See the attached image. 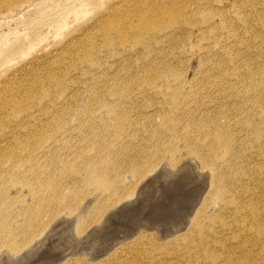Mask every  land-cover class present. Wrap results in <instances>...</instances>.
<instances>
[{"label":"bare ground","instance_id":"1","mask_svg":"<svg viewBox=\"0 0 264 264\" xmlns=\"http://www.w3.org/2000/svg\"><path fill=\"white\" fill-rule=\"evenodd\" d=\"M12 1L0 0V9H9ZM257 4L263 8L243 21L252 22V35L264 40V22L256 19L264 4L255 0L256 10ZM172 22L167 10L142 17L147 30ZM232 38L247 59L230 55L219 63L224 61L231 70L205 73L202 83L190 87L178 83V91H170L165 102L155 105L164 113L161 126L148 127L155 113L140 117L126 112L124 106L134 102L138 85L122 88L115 83L110 91L108 86L102 89L103 95L125 92L128 97L109 104L106 113L97 114L95 96L86 104L87 112L80 114L78 95L72 99L63 91L56 107L47 106L46 120L29 124L18 134H25L27 140L15 139L11 150L0 147V264H30L60 234L67 236L63 248H86L100 241L98 251H107L101 258L66 255L63 264H106L124 246L145 241L156 248L164 245L165 251L133 249L129 258L134 259L124 264H264V60L251 55L263 54L259 48L264 43L254 49L245 39ZM157 76L145 75L144 82L150 84ZM73 115L78 124L72 123ZM85 120L89 125H82ZM114 123L120 125L121 134L111 129ZM5 129L0 125L1 133ZM119 136L128 141L122 149L105 151ZM167 137L181 144L167 160L162 159L164 144H158L144 161L131 154L141 139L166 141ZM77 159L81 163L73 164ZM83 168L87 175L82 176ZM69 177L86 188L75 187ZM191 177L201 184L191 187ZM67 182L68 201L55 191ZM47 187L49 193L42 192ZM18 189L26 196L9 195ZM161 215L172 218L169 230L177 228L168 234L171 237L156 233ZM115 218L126 226L119 229L121 236L129 239L123 237L118 243L122 245L110 248L101 240L114 238L108 228Z\"/></svg>","mask_w":264,"mask_h":264},{"label":"rangeland","instance_id":"2","mask_svg":"<svg viewBox=\"0 0 264 264\" xmlns=\"http://www.w3.org/2000/svg\"><path fill=\"white\" fill-rule=\"evenodd\" d=\"M22 1L21 4V1L13 0L9 9H0V125L6 128L4 133L0 132V147L3 150H11L13 145L10 144L12 141L14 144L15 139L27 140L25 134H18L32 126L29 124L40 122V119L46 120L48 105L56 107L54 105L60 102L64 93L72 96V99L73 95H78L76 97L80 114L87 112L86 104L95 96L98 98L97 114L106 113L109 104H117L118 98L128 97L125 92L119 95L106 92L105 96L103 95L101 90L108 86L110 91V87L115 83L120 84L122 88L129 84L138 85L137 92L132 95L134 102L124 106L126 112L140 117L155 113L151 115L148 127L153 129L161 126L164 124V113L156 111L158 102H165L166 98L170 97V91H178V83L190 87L202 83L205 73H223L231 70L225 66L224 61L219 63L230 55L247 59L242 47L236 44L237 41L235 42L232 35L245 39L254 49L264 43L263 39H256V35H252V22L243 21L249 13L263 8V5L257 4L256 10L253 7L255 0ZM258 2L264 4L262 0H257ZM162 10H167L172 23L152 25L148 30L142 27V17L152 18L153 14ZM256 14V19L264 22V12ZM259 51L263 54L253 53L252 57L264 60V47H260ZM237 66L242 68L239 60ZM148 74H156L158 78L146 84L143 76ZM146 89L150 92L156 91V96L145 93ZM71 120L73 124L79 123L74 115ZM82 125H89L88 120L82 121ZM110 126L116 134H121L118 123ZM125 142L128 141L119 136L116 143L105 151L122 149L120 146ZM158 144L166 146V149L163 148V160L169 158L174 147L181 149L180 141L173 137H167L166 141H162V138L151 141L141 139L138 145L132 146L134 151L131 154L141 157L144 161L158 149ZM122 155H125L123 151L120 153V156ZM76 162L79 165L81 160L77 159L73 164ZM82 170L85 171L83 175L81 171L82 176L88 174L84 168ZM74 175L80 177L79 173ZM191 178V187L201 184L200 180ZM67 180L79 189L86 188L84 184L70 180V177ZM68 182L55 188L67 201L70 200L71 194ZM49 190L48 187L43 188L42 192L49 193ZM19 192L23 193L18 189L9 192V195L15 196ZM28 201L30 202L29 199ZM161 203L168 205V202ZM161 217L158 225H155V229L159 231L155 232L163 238H168L165 236L172 235L173 229L177 228L172 227L169 230L172 218L169 215ZM115 219L117 221V218ZM113 221L110 220L108 230L114 238L101 240V244H110V248L122 242L123 237H126L125 240L129 239V235L121 236L119 231L125 229L122 228L126 227L124 223ZM66 237L64 234L54 237L52 242L37 252L30 264H47L48 260L51 264L53 261L63 264L66 255L101 258L107 252L103 249L98 251L100 241L96 245L84 246L86 248L70 249L72 245L63 248L67 244L64 240ZM157 242L159 243V240H155L159 245ZM119 245L122 243L116 246ZM161 246L163 247L156 248L148 241L138 246H124L117 251L118 257L106 264H124L123 262L132 261L134 257H129L133 249L161 253L166 247ZM119 257L120 261L117 260ZM96 261L99 260L92 262Z\"/></svg>","mask_w":264,"mask_h":264}]
</instances>
